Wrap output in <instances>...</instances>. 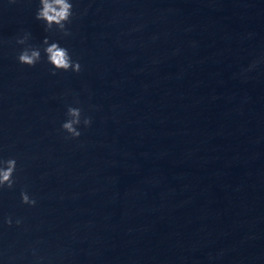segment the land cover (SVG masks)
<instances>
[{
	"label": "water",
	"instance_id": "obj_1",
	"mask_svg": "<svg viewBox=\"0 0 264 264\" xmlns=\"http://www.w3.org/2000/svg\"><path fill=\"white\" fill-rule=\"evenodd\" d=\"M72 3L65 36L0 0V264H264V0Z\"/></svg>",
	"mask_w": 264,
	"mask_h": 264
},
{
	"label": "clouds",
	"instance_id": "obj_2",
	"mask_svg": "<svg viewBox=\"0 0 264 264\" xmlns=\"http://www.w3.org/2000/svg\"><path fill=\"white\" fill-rule=\"evenodd\" d=\"M39 7L36 10L35 18L43 21L45 31H58L63 35H70L67 24L71 23L74 15L72 0H39ZM31 33H25L22 38H18L17 43L25 44ZM43 54L48 63L53 66V75L56 70H72L79 72L81 65L79 61L73 60L69 50L60 45L59 41H51L46 36L43 39ZM18 62L26 64L30 67L35 66L42 59L41 48L37 46L27 45L17 56ZM81 109L79 107L68 106L67 116L69 119L61 125L63 131L69 134L72 139L81 135L79 128L81 124ZM91 117L83 118V125L88 127L91 125ZM17 162L14 157L7 159L0 158V190L5 187L11 189L16 183L14 173L16 171ZM21 202L29 206H35L36 200L26 190L20 193ZM5 222L9 225L12 223L11 217L6 218ZM21 220L17 219L16 224H20Z\"/></svg>",
	"mask_w": 264,
	"mask_h": 264
}]
</instances>
